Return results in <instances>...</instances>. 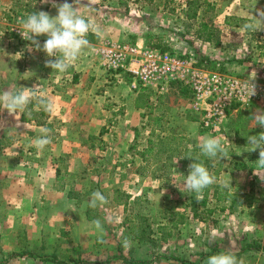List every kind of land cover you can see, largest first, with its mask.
Wrapping results in <instances>:
<instances>
[{"label": "rangeland", "instance_id": "rangeland-1", "mask_svg": "<svg viewBox=\"0 0 264 264\" xmlns=\"http://www.w3.org/2000/svg\"><path fill=\"white\" fill-rule=\"evenodd\" d=\"M29 2L32 7H37V0ZM185 3L186 0H138V7L147 8L141 21L144 30H150V26L156 30L152 33L149 30L146 32L150 33L149 38L147 37L148 46L179 56L194 57L209 70L235 76L231 63L208 60L202 47L205 43L195 39L197 25L214 23V17L211 18L208 13L197 17L198 19L187 20L183 15ZM5 4L10 5L13 11L6 14L3 10ZM25 5L24 0H0V11L8 16H0L1 22L5 23L4 26L1 24L0 34L3 44H10L11 39L26 41L20 34L22 28L18 23L22 18L20 11ZM201 58L207 62L200 63ZM235 71L245 75L241 69ZM135 90L141 91L147 97H140V104L144 109L139 117L141 121L135 129L134 141L130 140L134 135L132 129L122 131L121 139H128V142L119 147L112 144L113 139L120 138V130L116 127L105 131L103 135H92L93 138L89 135L85 145L88 147V168L79 173H72L66 163L68 158H61L55 152L54 139L59 135L57 126L48 127L51 143L43 150H37L32 144L37 138L31 136L35 135L30 124V120L34 119L32 111L35 107L40 108L41 112L44 111L40 103L44 98H32L24 112L10 115L6 110L0 109V167L4 165L6 169L8 165L4 160L13 157L12 162L16 168L21 167L19 163L23 161L30 165L23 167L27 170L21 168L20 171H43V178H32L31 183L46 182L60 188L69 187L70 199L81 198L89 202L91 194L97 190L107 197L108 203L103 207L87 209L88 220L98 219L103 226V237H88V248L81 250L83 256L87 257L88 264H206L209 256L222 252L243 258L245 264H264V224H261L264 221V192L261 203L251 208L231 207L229 202H224L221 198L223 190L227 191V188L221 187L224 181L232 180V185L237 184L243 188L246 185L258 187L264 184L255 174L252 178L244 172L229 175L230 171H254L255 162L259 158L258 150L242 152L239 160L235 161L232 154L235 153L236 145L233 141L237 139L238 146L245 148L247 137L264 132V128L257 126L253 120L239 121V117L230 110L227 118L218 127L206 130L199 124L190 123L198 119L200 121V115L192 107V95L181 85H172L165 94H158L154 89L141 85H137ZM3 91L2 89L0 93ZM252 105L253 113L264 112V102H255ZM155 117L160 119V127L155 128L154 135H151L155 124L150 118ZM156 135L179 138V142L173 146H176L177 151L173 152L168 163L167 152L171 149L164 151L161 147V152H158L159 148L153 147L148 154H144L148 147L145 142L147 139L155 141ZM208 135L221 138L231 160L210 159L201 154L198 144ZM18 141L22 145L14 146ZM185 148L196 151L194 155L185 156ZM185 157L186 161L183 163L182 158ZM187 157L198 158L213 174L218 171L215 174L217 182L204 189L199 199L195 192H190L184 186L183 176L189 174V165L195 162ZM178 159L180 160L175 164ZM231 161L242 164L243 168L233 169ZM2 172L0 171V175ZM260 175L264 176V172ZM24 180L28 178L24 177ZM76 186H86L87 190L82 197H79L81 194L76 191ZM115 191L129 195L126 206L113 202ZM255 195L251 201L261 198L259 192ZM217 196L220 201L213 202ZM168 212L185 213V220L172 228L168 225ZM0 213L4 216L3 210ZM260 227H263V234L257 236ZM140 229L144 230V235L140 233ZM43 249L40 245L33 249L24 247L2 259L0 264L18 260L25 253L36 257L38 253L42 254ZM62 254L67 255L68 252L63 250Z\"/></svg>", "mask_w": 264, "mask_h": 264}, {"label": "crops", "instance_id": "crops-1", "mask_svg": "<svg viewBox=\"0 0 264 264\" xmlns=\"http://www.w3.org/2000/svg\"><path fill=\"white\" fill-rule=\"evenodd\" d=\"M187 1L190 0H186L185 8ZM197 1L201 4L197 17L210 13L216 24L201 25L212 26L218 33L217 44L213 41L203 42L195 33V39L205 43V46L202 45L203 52L206 53L204 56L208 60L231 63L236 77L244 80L256 77L255 81L264 85V22L258 21L254 16L257 15V9L264 10V0ZM24 2L26 7L20 11L22 18L32 13L28 9L45 11L55 17L57 10L52 3L60 4L64 0H49L47 4L43 0H37L36 8L31 6L29 0ZM68 2L72 3L73 0ZM137 3L138 0H78V14L88 19L97 31L89 32L87 39L90 41V47L64 73L53 72L46 67L45 61L48 59L46 53L29 51V41L11 39L10 44H3L4 41L0 39V91L3 89L15 93L22 87L33 88L39 85L33 98L37 96L44 98V101L53 100L56 103V111L42 120L43 125L37 124L36 119L30 120L32 132L33 130L35 132V135L31 136L38 137L36 135H41L43 129L57 126L59 135L54 139L55 152L61 158H68L66 163L69 164L72 173H79L88 168V147L86 148L85 145L88 143L89 135L90 137L98 135L102 131L103 135L105 131L116 127L120 130V138L113 139L112 144L118 147L128 142V139L125 141L121 139L122 131L132 129L134 135L130 140L134 141L136 138L135 129L141 121L139 117L144 109L143 106L138 108L136 103L140 104V97L147 95L135 90L137 85L129 74L106 73L100 67L98 49L104 41H131L150 47L147 42L150 33H146L149 29L145 28V31L144 25L141 24L147 8L138 7ZM206 7L209 9L206 10ZM11 8L7 4L3 6L6 14L13 11ZM6 14L0 11V16L8 17ZM247 23L255 24V29H245L244 25ZM1 24L4 26L5 23L0 20V34H2ZM153 30V26H150L149 32L152 33ZM38 39L43 45L47 37L41 36ZM235 69L243 70L245 75L239 74ZM184 90L191 95L187 88ZM253 107L252 104L236 107L233 109V114L239 117V121L241 119L251 121ZM33 110L41 109L35 107ZM198 122L199 119L190 123L198 125ZM233 143L236 146L232 155L237 161L244 148L238 146L237 139ZM17 144H20V141L15 142L14 146ZM12 158L4 160L8 165L6 169L4 165L0 167V171H3L0 175V211L4 212V216L0 213V261L19 249L24 247L33 249L34 246L40 245L41 249L46 248L43 249L42 254L38 253L35 257L25 253L19 256L18 260H9L7 264H76L77 262V264H88L87 257L81 252L88 248L86 243L88 237L91 239L103 237V234L98 235V231L91 223L96 219L88 220L86 216L88 201L81 198L70 199L69 187L60 188L46 182L31 183L32 178H43V171H20L21 168L27 170L23 167L30 165L24 163L25 161L17 160L20 165L23 164L16 168ZM243 172L247 176L250 174V177L254 174V171H230L229 175ZM262 172L264 171H258L257 174L260 175ZM24 177L28 180H24ZM86 190V186H76V191L81 194L79 197H82ZM227 192L238 195L250 194V197L259 192L260 199L252 200L250 206L245 203L240 206L251 208L261 203L264 184L258 187L246 185L244 188L234 184L227 188ZM212 201L216 202L217 197ZM226 202L231 206V201ZM261 224H264V221H261ZM262 230L263 227L258 228L259 232L256 235H262ZM63 250L68 254L63 255Z\"/></svg>", "mask_w": 264, "mask_h": 264}, {"label": "clouds", "instance_id": "clouds-1", "mask_svg": "<svg viewBox=\"0 0 264 264\" xmlns=\"http://www.w3.org/2000/svg\"><path fill=\"white\" fill-rule=\"evenodd\" d=\"M45 4L49 0H43ZM78 0H73L69 3L64 0L63 3H52L56 8L57 15L51 16L45 11H35L29 13L26 18L18 20L22 28L21 36L29 41L28 50L43 51L46 53L48 59L45 61V66L52 69L53 72L64 73L85 53V50L90 47V41L87 36L90 31H97L93 24L84 16L78 14L77 11ZM257 15H254L258 21L264 22V10H256ZM256 27L253 23L244 25L245 29L254 30ZM46 36L47 39L41 45L38 37ZM19 54V53H18ZM54 58V59H53ZM256 77L251 81H246L244 88L250 91L251 97L256 95V84L254 83ZM39 85L33 88L22 87L21 90L12 93L8 90L0 93V109L6 110L10 115L14 113L24 112L31 103L32 98L38 91ZM44 110L49 114L56 111V103L53 100L40 101ZM257 126L264 128V112L257 111L250 117ZM50 130L43 129L41 136L32 141V144L37 150H43L51 143ZM201 154L210 159L219 158L221 160H231L227 147L222 143L220 137L208 135L199 142ZM259 152V158L255 162L254 174L259 176L261 181H264V176L258 175L260 169H264V132L257 135H249L247 137V145L243 152ZM193 159L191 157H187ZM184 159V158H182ZM180 159L175 161L178 163ZM189 165V174L184 179V186L190 191L197 194V199L203 193V190L217 182V177L209 171V169L197 159ZM23 164V163H22ZM21 164V165H22ZM20 165V166H21ZM222 188L232 187V180L230 182L224 181L221 184ZM108 203L107 197L99 190L91 194L88 202V207L97 208L103 207ZM95 229L102 235L103 226L100 220H93L91 222ZM206 264H245L243 258H238L232 253H218L207 258Z\"/></svg>", "mask_w": 264, "mask_h": 264}, {"label": "built area", "instance_id": "built-area-1", "mask_svg": "<svg viewBox=\"0 0 264 264\" xmlns=\"http://www.w3.org/2000/svg\"><path fill=\"white\" fill-rule=\"evenodd\" d=\"M100 66L107 73L125 72L134 84L165 94L172 85L187 88L192 107L200 115L199 125L213 130L236 107L264 102V85L256 84V95L244 88L246 81L209 70L194 57L179 56L132 42L104 41L98 49Z\"/></svg>", "mask_w": 264, "mask_h": 264}, {"label": "trees", "instance_id": "trees-1", "mask_svg": "<svg viewBox=\"0 0 264 264\" xmlns=\"http://www.w3.org/2000/svg\"><path fill=\"white\" fill-rule=\"evenodd\" d=\"M203 4L205 6H207L205 3H203ZM200 6H201V4H199V1H197V0L187 1L186 8L184 9V17L187 20L196 19L197 11L200 8ZM208 9H209V7H206V10H208ZM28 11H30L32 13L35 12L34 10H30V9H28ZM196 34H197L196 35L197 38L202 40L203 42L209 43V42L213 41L215 44L218 43L217 30L212 26L206 27V26L200 24V25H198V29L196 31ZM152 48H157V47H152ZM162 51H164V50H162ZM199 61H200V63L207 62L206 59H204V58H201V60H199ZM136 106H138V108H140L143 105L136 103ZM32 113L34 115V119H36V123L41 124V125L44 124V122H42L41 120L43 118H46L49 116V113L46 112L45 110L43 112L33 110ZM22 116H24V115L22 114ZM150 121H153V124H155V126H153L154 128L152 127V129H151V135H154L155 128L160 127V125H159L160 119L155 117V118H150ZM102 132H100V134ZM90 138H93V137H90ZM178 142H179V138H176L174 136H170V135L157 136L156 135L155 141H153L152 139L148 140V142H147L148 147L144 151V154H148L149 150L153 147L159 148L158 152H161V149H160L161 147L163 148L164 151L171 149V151L167 152L166 158H167V163H168V162H170V158L172 157L171 155L173 154V152L177 151L176 146L175 147H173V146L176 145ZM195 151H196L195 149L189 150V149L185 148L183 153L185 156H189L190 154L194 155ZM185 161H186V157L184 158L183 163H185ZM230 164L232 165L233 169L241 170L243 168L242 164L236 163L234 161H231ZM216 173H218V171L215 172V174ZM223 192H224L223 197H221V198L223 199L224 202L231 201V207H234V206L239 207L242 205V203H245V204H247V206H250L251 199L253 198L252 196L250 197V194H242V195L232 194V193H228L225 189L223 190ZM129 198H130L129 195L123 194L120 191H115L113 202L115 204L126 206ZM217 201H220L219 196H217ZM185 216H186L185 213L168 212V225L172 228H175L177 225L183 223V221L185 220ZM140 233L142 235H144V230L140 229Z\"/></svg>", "mask_w": 264, "mask_h": 264}]
</instances>
